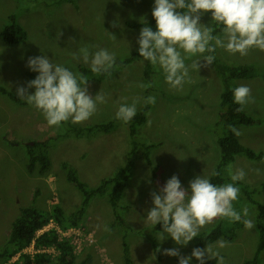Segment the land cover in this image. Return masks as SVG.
<instances>
[{"label": "rangeland", "instance_id": "1", "mask_svg": "<svg viewBox=\"0 0 264 264\" xmlns=\"http://www.w3.org/2000/svg\"><path fill=\"white\" fill-rule=\"evenodd\" d=\"M153 5L154 0H0V89L8 92L0 90V252L22 207L35 203L51 209L53 204L60 202L72 213L80 206L82 192L68 180L64 162L72 164L79 178L90 187L113 176L126 163L132 138L125 123L118 122L108 133L81 138L71 134L69 124L105 123L115 119L121 104H131L139 98L137 111H140L146 105L144 99L155 96L156 102L149 104L146 122L138 128L136 135L141 143L157 144L150 151L155 170L144 160V150L140 148L134 156L135 169L130 185L120 200L121 223H116L107 195L92 199L84 222L96 231L99 249L96 246L95 249L88 248L93 254L89 264L179 263V257L162 254V250L168 248L179 249L183 256L191 255L195 248L192 240L187 245H178L168 234L163 240L159 239L163 230L154 229L147 220V212L153 207L151 193L158 191L171 176L176 175L186 189L196 176L211 180V174L221 159L218 139L231 131L230 126L220 122L224 89L221 75L214 64L201 67L199 71L191 68L193 61L204 63L203 56L198 54L185 60L191 82L186 81L182 90L170 88L157 69L153 68L152 74L146 76L142 58H134L123 65L115 63L111 75L99 78L100 75L92 71L83 72L82 67H91L90 62L83 61L79 51L82 47H88L92 52L107 49L115 53L116 62L133 57L139 48L137 40L142 28L129 27L128 23L147 21ZM12 16L27 32V39L17 44H8L2 37ZM200 22L213 27L211 12L204 13ZM40 55L86 76L89 94L95 96L99 92L106 102L98 103L96 112L84 122L68 121L59 127L49 126L38 109L17 95V87L26 86L38 75L27 66L28 58ZM218 55L229 63L250 64L258 68L253 77L238 79L234 84L251 89L254 102L245 105L244 111L259 122L231 126L239 130L240 135H235L244 145L256 152H264V76L260 72L264 69V51L253 48L241 56L219 48ZM141 83L151 84V87L140 88ZM28 91L31 93L34 89ZM45 140H50L49 171L41 174L39 167L29 171L28 145ZM229 166L233 172L243 169L246 175L241 181L251 187L260 188L264 184V158L252 160L237 156L227 166V178L230 177ZM36 193L38 197L34 200ZM257 198L264 206V186ZM239 200L233 202V207L239 211L238 206L242 205V218L251 219L255 224L257 207L249 201L247 205L241 204ZM244 207L249 209L248 217H243ZM220 221L230 223L227 218L217 217L201 227L198 233ZM124 241L130 248L131 263L125 257ZM218 241L208 246L223 256L224 264H244L257 253L259 231L256 226L246 229L242 223L237 238L226 241V247L220 248ZM261 254V264H264V251ZM190 264L199 262L192 257Z\"/></svg>", "mask_w": 264, "mask_h": 264}, {"label": "clouds", "instance_id": "2", "mask_svg": "<svg viewBox=\"0 0 264 264\" xmlns=\"http://www.w3.org/2000/svg\"><path fill=\"white\" fill-rule=\"evenodd\" d=\"M209 11L220 35H214L213 27L200 22L201 16ZM152 16L155 30L148 25L142 27L137 40L138 52L154 69L162 72L164 81L172 89L182 90L186 81L191 82L189 67L185 63L188 58L198 54L203 56V64L199 63L200 60L191 64V68L199 71L201 67L213 64L215 56L211 53L217 48L241 56L253 48L264 51V0H154ZM112 36L115 38L114 34ZM79 51L83 61L86 64L90 62L92 73L111 75L116 63L115 53L103 48L92 52L88 47ZM73 58H77L75 54ZM27 66L38 75L26 86L17 87V95L38 109L49 126L59 127L68 121L84 122L96 112L98 103L106 102L99 92L95 96L89 94L86 76L54 64L46 55L29 57ZM138 86L146 89L151 84ZM28 89L34 91L29 93ZM232 94L234 102L240 106L237 112H242L245 105L254 102L251 89L246 85L235 87ZM144 102L155 104L156 98L148 96ZM138 103L139 98H136L131 104H121L115 118L125 123L131 121ZM230 130L240 135L235 126H230ZM228 172L233 183L217 186L208 177L196 176L186 189L173 175L158 191H153V207L147 212V220L154 226L162 225L159 239L163 240L168 234L176 244L187 245L198 235L201 227L217 217L227 218L229 222H242L246 229L254 228V222L242 218L241 212L233 207L240 192L234 186L235 182L243 180L246 173L239 168L233 172L231 166ZM211 175L220 173L213 171ZM242 213L243 217H248V207H244ZM218 246L226 247L227 242L218 241ZM162 254L179 257V264H190L192 257L199 264H205L207 259H218L219 264H224L223 256L214 252L211 246L195 247L190 256L181 255L177 248L163 249Z\"/></svg>", "mask_w": 264, "mask_h": 264}, {"label": "trees", "instance_id": "3", "mask_svg": "<svg viewBox=\"0 0 264 264\" xmlns=\"http://www.w3.org/2000/svg\"><path fill=\"white\" fill-rule=\"evenodd\" d=\"M133 28H142L145 25L151 26L155 30V20L153 16L142 23H128ZM213 28L215 29L214 35H220L219 27L214 23ZM3 40L8 44H17L27 39L26 30L17 22L16 17H11V23L6 25L3 33ZM219 48L216 49L214 53L215 56L213 64L217 68L219 74L222 77L224 83V89L221 93V105L222 110L220 112V122L228 127L233 124L239 123L244 125H254L259 121L244 110L242 112H237L236 109L240 107L234 102L232 90L237 87L234 82L238 79H245L253 77L258 68L250 64H239V63H229L220 58L218 55ZM209 55V53H207ZM134 58H142L139 55L138 50L133 57L127 58L125 60L117 61V65H123L130 63ZM143 59V58H142ZM145 74L150 76L152 74L153 66L149 61L144 60ZM114 67V66H113ZM83 72H90L91 69L87 67H82ZM260 71V70H259ZM264 76V69L260 71ZM99 74V78L107 77V73ZM34 78V75H30ZM0 90L8 93L6 89L1 88ZM10 94V93H9ZM15 99L16 97L13 96ZM150 105L146 103L142 110L137 111L133 119L127 123L113 119L105 123L89 125V126H76L69 124V130L71 134L81 138V137H91L95 136L97 133H108L112 131L118 124V122H123L129 128L130 136L132 138V145L129 151V156L126 163L119 168V170L111 177L105 178L102 182L95 186L90 187L86 182L82 181L76 168L68 163L64 162V168L67 171L68 180L75 185L77 189L82 192L83 198L80 206L72 213L66 210L65 206L58 202L53 204L51 209H44L37 206L35 203L31 206L22 207L18 213L16 219L14 220L10 234L7 238L6 243L2 251L0 252L1 264L8 263L17 253L21 252L23 249L29 247L33 241H35L37 248L44 247H54L57 250L55 255L47 252H38L34 255L23 254L21 262L17 261L14 264H89L92 259V252L89 249H95L94 245L87 246L82 252H75V248L71 244L69 239H60L55 230L46 231L38 235V231L44 228L51 220H54L62 228H69L79 226L85 223V217L87 214L88 207L92 199L99 195H107L110 204L114 211L115 221L121 223L123 217L120 215V200L123 192L130 185V180L133 176L135 169L134 156L140 148H143L144 160L153 167V162L150 158V151L157 146L156 143L144 144L137 140L138 128L146 122L147 112ZM64 123V122H63ZM218 143L221 151V159L215 169L216 172L220 173L218 176H212L211 182L217 186L226 183H233L229 178H227V166L235 160L237 156H244L252 160H262L264 158V152H256L252 148L244 145L240 139L231 131H228L225 135H221L218 139ZM50 140L36 141L34 144H29L27 148V154L29 158L28 169L29 171H34L39 167L41 174H45L49 171L51 167L50 159ZM155 170V168L153 167ZM155 173V171H154ZM154 176L153 178H155ZM236 187L240 189L238 199L240 203L242 202L247 205L248 201L257 207L255 213V224L259 231L260 243L257 253L252 259H248L244 264H261V253L264 251V206L257 198L260 193L261 187L253 188L250 185L237 181L235 182ZM38 193L35 194L34 200ZM234 202H237L234 201ZM242 206V205H241ZM241 206H238L240 212ZM242 226V222H230L225 221L218 222L212 228L198 233V235L192 240L195 247L204 248L210 244L215 243L219 239H224L226 241H233L237 238V233L239 227ZM155 230H163L160 223L153 225ZM154 247L157 252V247L154 241ZM124 253L127 261H130V248L128 244L124 241ZM218 259H210L205 262V264H217ZM179 264V263H177Z\"/></svg>", "mask_w": 264, "mask_h": 264}, {"label": "built area", "instance_id": "4", "mask_svg": "<svg viewBox=\"0 0 264 264\" xmlns=\"http://www.w3.org/2000/svg\"><path fill=\"white\" fill-rule=\"evenodd\" d=\"M49 230H55L60 239H69L71 244L75 248V252L77 253L82 252L89 245H94L98 248L97 239L95 237L96 231L91 229V227L86 225V223H82L79 226L75 227L62 228L54 220H51L44 228L38 231V235ZM38 252H47L55 255L57 253V250L54 247L37 248L35 241H33L29 247L17 253V255H15L9 262L15 263L19 261L22 258L23 254L34 255Z\"/></svg>", "mask_w": 264, "mask_h": 264}, {"label": "water", "instance_id": "5", "mask_svg": "<svg viewBox=\"0 0 264 264\" xmlns=\"http://www.w3.org/2000/svg\"><path fill=\"white\" fill-rule=\"evenodd\" d=\"M32 144H34V143H32Z\"/></svg>", "mask_w": 264, "mask_h": 264}]
</instances>
